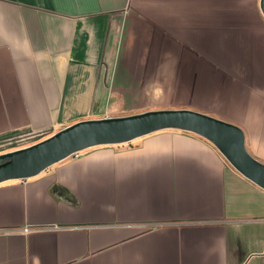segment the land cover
I'll use <instances>...</instances> for the list:
<instances>
[{"label":"crops","instance_id":"0c3cea01","mask_svg":"<svg viewBox=\"0 0 264 264\" xmlns=\"http://www.w3.org/2000/svg\"><path fill=\"white\" fill-rule=\"evenodd\" d=\"M164 108L264 163L261 0H0V154ZM0 264H264V189L193 132L90 147L0 182Z\"/></svg>","mask_w":264,"mask_h":264},{"label":"water","instance_id":"95a60500","mask_svg":"<svg viewBox=\"0 0 264 264\" xmlns=\"http://www.w3.org/2000/svg\"><path fill=\"white\" fill-rule=\"evenodd\" d=\"M261 9L264 14V0ZM170 128L207 138L238 172L264 189V163L248 151L243 129L189 108L154 109L77 121L39 142L0 154V182L35 176L78 150L125 143Z\"/></svg>","mask_w":264,"mask_h":264},{"label":"built area","instance_id":"2783aa9c","mask_svg":"<svg viewBox=\"0 0 264 264\" xmlns=\"http://www.w3.org/2000/svg\"><path fill=\"white\" fill-rule=\"evenodd\" d=\"M84 150L85 149L75 151L72 154H70L68 157H70V158H79L83 154ZM60 227L61 226L54 224V225L48 226L47 228L57 229V228H60ZM31 229H33V226H27V227L24 228V231H29ZM36 229H38V228H36Z\"/></svg>","mask_w":264,"mask_h":264},{"label":"rangeland","instance_id":"374dc122","mask_svg":"<svg viewBox=\"0 0 264 264\" xmlns=\"http://www.w3.org/2000/svg\"><path fill=\"white\" fill-rule=\"evenodd\" d=\"M176 130H180V129H176ZM183 131H185V130H183ZM187 132H189V131H187ZM199 136H201V135H199ZM143 137V136H142ZM142 137H138V138H142ZM205 138V137H204ZM207 139V138H206ZM128 143L129 142H125V143H122L123 145H128ZM213 143V142H212ZM121 144V143H120ZM214 144V143H213ZM103 145H106V144H103ZM215 145V144H214ZM97 146H99V145H97ZM216 146V145H215ZM217 147V146H216ZM219 150V149H218ZM220 151V150H219ZM227 162L233 167V165L227 160ZM234 168V167H233Z\"/></svg>","mask_w":264,"mask_h":264}]
</instances>
